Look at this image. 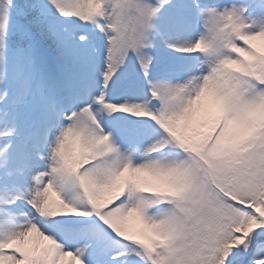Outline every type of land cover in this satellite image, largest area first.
Returning a JSON list of instances; mask_svg holds the SVG:
<instances>
[{
	"label": "snow or ice",
	"instance_id": "6c2138e0",
	"mask_svg": "<svg viewBox=\"0 0 264 264\" xmlns=\"http://www.w3.org/2000/svg\"><path fill=\"white\" fill-rule=\"evenodd\" d=\"M0 264H264V0H0Z\"/></svg>",
	"mask_w": 264,
	"mask_h": 264
},
{
	"label": "rangeland",
	"instance_id": "374dc122",
	"mask_svg": "<svg viewBox=\"0 0 264 264\" xmlns=\"http://www.w3.org/2000/svg\"><path fill=\"white\" fill-rule=\"evenodd\" d=\"M68 259H69V261H70L71 258H68Z\"/></svg>",
	"mask_w": 264,
	"mask_h": 264
}]
</instances>
